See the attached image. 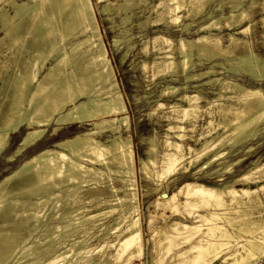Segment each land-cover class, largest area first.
Listing matches in <instances>:
<instances>
[{"label": "bare ground", "instance_id": "bare-ground-1", "mask_svg": "<svg viewBox=\"0 0 264 264\" xmlns=\"http://www.w3.org/2000/svg\"><path fill=\"white\" fill-rule=\"evenodd\" d=\"M244 1L158 0L153 6V23L178 25L179 12L184 10L182 15L191 22L181 24L180 30L187 33L196 22L197 33L190 39L180 36L173 40L157 34L143 41L142 51L151 42L155 54H162L154 58L152 70L177 73L180 67L186 81L202 80V76L216 73L215 67L227 73L202 83L208 86L218 82L211 100L207 95L210 91L180 94L178 99L187 105L171 103V107L180 108L166 112L169 128L182 129L171 123L188 118L187 127L194 131L197 126L191 119L204 111L212 129L220 127L221 131L197 148L165 138L158 149L156 138L149 136L145 157L136 160L132 138L122 135L130 129V118L101 40L92 1L0 0V73L6 72L12 61L15 63L6 76L4 97L0 99V155L7 150L11 135L22 131L13 150L5 156L7 161H14L47 136H57L62 129L91 126L34 152L0 180V264H135L133 260H140L144 250L142 225L136 213L137 173L147 180L155 175L158 187L169 180L175 183L179 176L171 179L170 175L186 169L185 161L193 165L208 157L200 170L224 156L226 152L217 148L227 136L232 137L233 146L253 139L262 129L261 124L264 128V90L248 88L229 75L247 73L257 82L264 80V59L247 48V40L235 36L249 31L250 22L243 23L257 3ZM96 2L103 3L100 11L111 7L125 11L121 24L129 20L131 15L126 10L134 5L132 0L119 4ZM259 4L264 10V0ZM223 7L229 8L228 14L223 13ZM216 9L222 11L219 17L213 15ZM204 16L206 19L198 22L194 19ZM144 21L139 22L141 27L148 20ZM221 21L227 29L235 30L227 34L226 45L220 34L211 32L221 27ZM120 43V39H113L115 46ZM237 49L242 52L236 53ZM175 53L180 54L179 61H175ZM233 54L239 61H233ZM195 55L198 62L193 61ZM214 57H223L225 63L215 62L205 71L193 73L195 65L203 64V58ZM142 65L143 69L147 67L145 62ZM164 89L162 93L167 94L178 91L174 86ZM201 101H205L202 109ZM214 116L218 117L216 122ZM105 132H109L108 138L102 140ZM250 149L231 163L213 169L217 181L230 173L232 165L242 162ZM111 173L116 174L118 183L104 186L110 193L104 203L113 202L115 206L102 212L98 210L103 203L99 199L101 186L111 180ZM242 183L244 186H235ZM171 193L167 198L158 197L155 207L175 211L181 204L188 215L177 211L180 219L168 220L165 216L164 225L151 230L150 250L158 253L152 264H264V162H253L244 173L217 187L193 181ZM194 209L196 215H189ZM112 212L118 213L112 229L124 225L109 244L112 251L98 256L101 248L93 252L90 239L97 233H108L100 217ZM187 217L189 223L185 222ZM152 222L150 215L148 223Z\"/></svg>", "mask_w": 264, "mask_h": 264}, {"label": "rangeland", "instance_id": "rangeland-1", "mask_svg": "<svg viewBox=\"0 0 264 264\" xmlns=\"http://www.w3.org/2000/svg\"><path fill=\"white\" fill-rule=\"evenodd\" d=\"M91 1L93 4V8L95 9V14H96L95 17H96L99 33L101 36V40L107 50V56L110 59L111 65L113 67L117 85L122 93V97H124L123 99L127 106V110H128L127 115L128 118H130L129 119L130 129L126 133L123 132L122 135L125 134L124 136H126V134H128L130 135V138H132L131 141L133 144L135 159L138 160L139 157H145L144 152L148 145L146 139L149 136H154L156 138L158 149H161V146L163 144L162 142L165 138L182 143L184 144V146L190 145L191 147L197 148L200 146L202 142H204V140L206 141L209 139L210 141L212 136L220 132L221 131L220 127L217 128L215 127V129H212L213 126L208 124L209 118L206 115L207 113L204 111L198 112V114H196L194 118L191 119L192 121L195 122L197 126V128L194 131L189 130V128L187 127L188 118L182 119L180 121L175 120L173 121V123H171L172 125H177L178 127H182V129L181 128L170 129L168 126L169 121L164 116L167 114L166 112H170L172 109L175 108H180L179 106L174 108L171 107V103L176 102L181 107L182 105L183 106L187 105L186 102L178 99L180 97V94L184 92L192 94L195 93L197 90H202L201 92L210 91V93L207 94L209 96L208 99L209 100L213 99L216 96L213 93L216 92L218 89V82L214 81L213 82L214 84L208 86L202 85V83L208 80L209 78L213 79L218 77H224L225 75H227V73L223 72L221 67H215V70L217 69V72L213 73L212 75L202 76L201 77L203 78L202 80L186 81L184 79L183 73L180 72V67H178V69L176 70L177 73L170 72L171 74L168 72L166 73L158 72L155 71V69L152 70L150 66L154 61V58L162 54H160V51L156 52L155 54V51H153V49L151 48L152 47L151 42L148 43L147 50L145 51L141 50V48L143 47V41L148 40L152 36L157 34L169 36L173 40H177V38H179L180 36L187 37L189 39L196 37L197 32H195V30L197 29V25H196L197 23L196 22L193 23V25L190 27L187 33H185L184 30H180L182 28L181 24L191 22L190 18H186L185 15H182V12H185L184 10L179 12V15H181L180 18L181 23L178 25L170 24L165 26V24H163L162 22L153 23V19L156 15L154 12V8L157 6L158 0H132V3L134 5H132V7L130 6V8L126 10L127 15H131V16L125 24H121L120 19L122 18L123 15H125L124 14L125 11L115 10L116 7L115 8L111 7V10L109 11H100L102 10L101 7L103 3L101 2L97 3L96 0H91ZM107 1L108 2L111 1L110 2L111 4H119L123 0H114V2L113 0H107ZM246 2L247 0H245L243 4H245ZM259 2L260 0H257L256 3L257 5L255 4L253 8L248 12L249 19L244 21L243 23L244 25H247L250 22L251 26L249 31L246 34L241 33L235 36L247 40L249 42V46L247 48L249 49L252 48L251 50L255 54H257L260 57V59L262 58L264 59V21L262 20V18H264V10L260 9L261 5L259 4ZM159 8L160 11L164 12L165 10L164 7L161 6ZM228 9L229 8L227 7L222 8V11L225 15L228 14L227 13ZM222 11L216 9L213 11V15L215 17H219ZM165 18L166 15L162 14L161 19L165 20ZM194 19L198 22L206 18L204 16L201 18L196 17ZM144 20H148L147 21L148 23L146 22L144 26L141 27L139 25V22L140 23L145 22ZM221 23L222 25L219 29L213 28L211 32L220 34L222 36V42L226 45L227 34L235 30L233 29V27L227 29L225 25H223V21H221ZM2 36L3 33L0 32V37ZM114 38H118L121 40L119 47L113 44ZM241 50L237 49L236 53L237 51L239 52ZM175 54L173 55L175 61H179L181 59L180 54L179 53H175ZM237 56L238 55H234V54L231 55L233 61L235 62L239 61ZM2 61L3 60L0 59L1 68L3 64ZM193 61L198 62L196 55L193 56ZM144 62L147 64V67H144L143 69L142 64ZM215 62L225 63V59L223 57H214L211 60H207L203 58L201 60V63L203 64L195 65L192 71L194 74L200 73L201 71L203 72L206 70L208 66H210L212 63ZM239 65H242V62H240L238 66ZM9 67L10 68H8L6 72L0 73V78L3 77L2 79H0V85H2L0 86L1 87L0 99L4 97L3 88L5 86L4 81L6 80V76L9 74L12 68H15V63H13L12 61ZM229 75H231V78L233 80L241 83L242 85H245L248 88L252 89V88L260 87L261 89L264 90V80L257 82L247 73H243V74L241 73V75H235V76H232V74ZM167 86H174L178 89V91L174 94L162 93L165 90L164 88H166ZM159 103H163L164 105L159 107L158 106ZM204 104L205 101H201L199 103L200 109L204 108L203 106ZM217 120L218 117L216 116L215 122ZM259 127L262 129H260V131L257 132L256 136L253 139L247 140L243 143L239 142L233 146H232L233 143L230 141L232 137L230 135L227 136L226 137L227 139L226 140L224 139L225 143L223 142L224 144H222L221 146L218 145L220 148H217L218 150L222 149L226 152L224 156L216 161H213L212 163L205 165L200 170H198V168L201 165H203V163L208 159V157L204 156L193 165H189V163L185 161L183 167L184 168L186 167V169L180 170L179 173L174 172L173 174L170 175L171 179L172 177L179 176L178 180L175 183L170 182L169 180L168 184L163 183L164 185L162 184V186L158 187L156 185V183L158 182H156L157 179L155 175L151 176L152 179L147 180L146 178L143 177V175L137 173L136 209L138 211H136V213L139 215V219L142 225L141 237H142V244L144 250H143V254L140 257V260L134 259L133 263L152 264V259L158 253L150 250V248L153 245L152 240L150 238L152 232L151 230L152 229L154 230L159 226L164 225L165 216H169L168 220L180 219L181 214L180 212L177 211H181L183 215H188V213L185 210H183L181 204L177 206L178 207L177 210L174 209L175 211L171 210L168 207L163 209L162 207H158V208L155 207L156 204L155 200H157L158 197L167 198L172 194L171 192H174L186 182L195 181L208 186L217 187L221 183L230 182V180H232L237 175L244 173L252 166L253 162L257 160L258 162H264V128L262 124ZM83 128H85L84 130H86L87 128H91V126L86 125L84 127H76L74 125V126H70L69 128L62 129L61 131H59L57 136L55 137L47 136L36 147H32L25 150L23 153L18 155L14 161L10 162L5 159V156L13 150L18 140L20 139V136L23 133V131L19 134L11 135L7 150L5 151L3 156L0 155V180L6 175L10 174L12 170H14L24 159L32 155L34 152L44 147L51 146L52 143L57 140H62L76 133H79L83 130ZM108 135L109 132L103 133L101 135V139L102 140L107 139ZM190 135H193V138H190ZM249 146L251 147V149L245 155L246 158L242 162L236 165H232L230 173L225 174L223 176L224 179L222 181H217L218 180L217 173H213V171L223 167L224 164L226 163L228 164L231 163L232 161L238 159L241 155L243 156V154H245ZM183 167L182 165L180 166V168ZM110 176H111V180L108 181V179L106 178L107 182L105 181L106 183L101 186L103 188V192L100 196L101 198L99 199L101 200V202L103 201V203H100L98 210L102 212H106L107 210H109L110 207L115 206L113 202L111 204L106 202L104 203V200H106V198H108L110 194L109 191L106 190V188H104V186L107 187L112 183L113 184L118 183L117 178H115L116 177L115 173H111ZM243 184L245 183H242V185L236 184L235 186L239 188L241 186H244ZM249 185L252 188L256 187L254 184H249ZM157 187L159 189H157ZM117 193L120 194V191H118ZM178 198L179 201H182L183 196L179 195ZM199 212L201 211L199 210ZM196 213L197 210L194 209L190 212L189 215L191 216L196 215ZM117 215H118L117 212H112L110 214H106L100 217L102 218L100 219V223H102L103 226H106L109 231L106 235H102V234L100 235V233H97L93 238L90 239V245L93 249V252H96L97 249L101 248V251L98 252V256L112 251L111 248L109 247V244L110 242H112V240L116 238L115 236L123 228L124 224L122 223L121 225H119L117 229H112L113 227L116 226L115 220L117 218ZM150 215L151 216L153 215V222L149 224L148 218ZM185 222L189 223L188 217H187V221ZM98 235H100L99 238ZM93 256H95V254ZM68 259L71 260V257H69Z\"/></svg>", "mask_w": 264, "mask_h": 264}]
</instances>
